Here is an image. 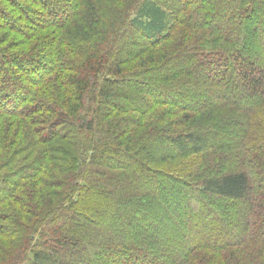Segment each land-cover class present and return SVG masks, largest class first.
<instances>
[{
    "label": "trees",
    "instance_id": "obj_1",
    "mask_svg": "<svg viewBox=\"0 0 264 264\" xmlns=\"http://www.w3.org/2000/svg\"><path fill=\"white\" fill-rule=\"evenodd\" d=\"M0 264H264V0H0Z\"/></svg>",
    "mask_w": 264,
    "mask_h": 264
}]
</instances>
